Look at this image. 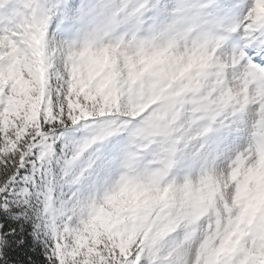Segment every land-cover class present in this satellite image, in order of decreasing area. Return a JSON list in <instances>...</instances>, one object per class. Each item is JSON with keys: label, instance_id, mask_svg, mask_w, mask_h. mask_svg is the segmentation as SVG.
<instances>
[{"label": "snow or ice", "instance_id": "obj_1", "mask_svg": "<svg viewBox=\"0 0 264 264\" xmlns=\"http://www.w3.org/2000/svg\"><path fill=\"white\" fill-rule=\"evenodd\" d=\"M0 264H264V0H0Z\"/></svg>", "mask_w": 264, "mask_h": 264}]
</instances>
